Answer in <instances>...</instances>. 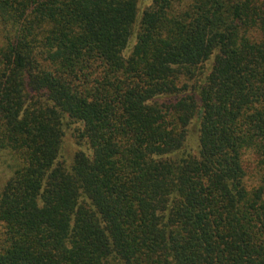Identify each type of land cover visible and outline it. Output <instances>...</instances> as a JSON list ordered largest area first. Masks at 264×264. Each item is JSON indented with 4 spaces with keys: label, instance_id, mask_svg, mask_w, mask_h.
<instances>
[{
    "label": "trees",
    "instance_id": "obj_1",
    "mask_svg": "<svg viewBox=\"0 0 264 264\" xmlns=\"http://www.w3.org/2000/svg\"><path fill=\"white\" fill-rule=\"evenodd\" d=\"M139 2L0 0V264H264V0Z\"/></svg>",
    "mask_w": 264,
    "mask_h": 264
},
{
    "label": "rangeland",
    "instance_id": "obj_2",
    "mask_svg": "<svg viewBox=\"0 0 264 264\" xmlns=\"http://www.w3.org/2000/svg\"><path fill=\"white\" fill-rule=\"evenodd\" d=\"M150 2L151 0H140L139 4L140 7L143 8L145 5L149 4ZM2 35H3V27L0 23V44L3 41ZM67 136H68L66 139V143L68 144L67 152L69 153V155H71V153L75 150V147L73 145V142L71 141V136L69 134ZM8 160H9L8 154L5 152H1L0 153V184H2L5 181L7 177L6 175L9 172V168L6 166Z\"/></svg>",
    "mask_w": 264,
    "mask_h": 264
}]
</instances>
